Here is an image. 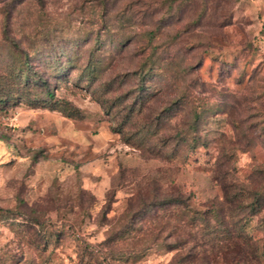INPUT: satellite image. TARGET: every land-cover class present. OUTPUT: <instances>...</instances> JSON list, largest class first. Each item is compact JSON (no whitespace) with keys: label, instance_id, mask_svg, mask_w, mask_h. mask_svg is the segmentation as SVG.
Returning a JSON list of instances; mask_svg holds the SVG:
<instances>
[{"label":"rangeland","instance_id":"1","mask_svg":"<svg viewBox=\"0 0 264 264\" xmlns=\"http://www.w3.org/2000/svg\"><path fill=\"white\" fill-rule=\"evenodd\" d=\"M143 4L0 8V69L8 32L82 114L0 106V264H264V0Z\"/></svg>","mask_w":264,"mask_h":264},{"label":"trees","instance_id":"2","mask_svg":"<svg viewBox=\"0 0 264 264\" xmlns=\"http://www.w3.org/2000/svg\"><path fill=\"white\" fill-rule=\"evenodd\" d=\"M27 0H0V8L2 9V14L4 15L5 22H11L13 18V13L15 8L23 4ZM43 2V0H34ZM110 0H99V6L104 7V11L108 14L107 3ZM144 2L145 14L154 16L155 14H161L162 10L166 9L175 10L182 6H185L187 10L190 8L195 14L197 13L196 19L192 21L193 24L201 22L203 19L207 18L211 10H223L226 11L227 7L238 2L239 0H141ZM44 5V4H43ZM97 7V6H96ZM199 9V10H198ZM228 10V9H227ZM230 10V9H229ZM124 12V11H123ZM118 14V21L126 18L127 16ZM228 17V16H227ZM145 35L152 37L154 30H145ZM5 43H8L10 49L13 51L16 62L13 65L0 69V106H9L22 103L24 100L31 105L36 107L49 108L53 111L62 112L63 116L69 119H79L82 118V114L78 108L73 106L69 102L58 101L55 94L51 92L49 84L43 78L36 77V74L29 73L28 59L31 53L29 50L21 47L19 43L10 37L8 32L4 33ZM41 79L39 86H37V80ZM43 88V89H42ZM36 93V94H35ZM43 95L41 97L39 95ZM214 215H218L217 209L210 210ZM21 241L29 243L32 242L36 245V248L47 250L50 242L53 239H57L58 236L54 233L47 232H20ZM34 246V245H33Z\"/></svg>","mask_w":264,"mask_h":264}]
</instances>
